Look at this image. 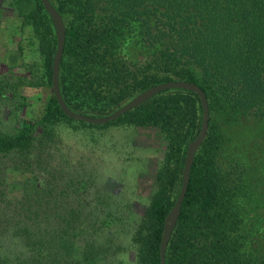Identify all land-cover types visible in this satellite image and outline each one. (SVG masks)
<instances>
[{
  "label": "trees",
  "instance_id": "1",
  "mask_svg": "<svg viewBox=\"0 0 264 264\" xmlns=\"http://www.w3.org/2000/svg\"><path fill=\"white\" fill-rule=\"evenodd\" d=\"M17 1L24 26L31 27L38 39L43 75L51 86L56 50L51 19L40 0ZM100 1L106 6L103 10L98 9ZM50 2L63 19L65 7ZM75 2L78 25L66 29L59 74L61 95L72 111L99 118L152 86L186 81L204 92L209 118L215 105V110L222 113L240 112L253 121L264 122V0ZM130 41H134L135 53L127 49ZM65 59L75 62L72 72L64 68ZM81 77L86 88L91 81L90 102L94 108L90 111L70 102L72 81L78 78L80 85ZM157 98L160 101L149 113L147 105ZM99 105L105 107L97 109ZM136 108L143 112V126H160L162 134L172 135V142L186 119L195 121L194 134L187 142L199 133L202 109L194 93L167 90ZM64 121L101 129L112 123L92 125L69 119L51 96L37 119L16 118L13 131L0 133V160L11 159L17 175H28L20 200L13 204L0 197L4 204L0 211V264H98L106 257L107 251L96 243L95 222L83 221L82 213H72L66 219L64 213L48 209L63 191L45 183L43 174L50 172L37 167L42 164L37 153L60 141ZM182 151L186 154V148ZM183 154L177 150L172 166L162 168L148 213L134 228L139 264H159L163 223L181 188ZM226 159L199 162L195 154L165 264H264V243L249 241L255 246L252 250L243 219L235 218L233 199L239 201L241 209L247 204L245 198L235 194L243 189L244 180L236 173L228 175L222 166ZM227 161L240 167L237 157ZM11 206L13 210L7 213L5 209ZM42 208L48 210L36 211ZM92 217L86 214V219ZM83 234L94 239L84 240L81 251L75 240Z\"/></svg>",
  "mask_w": 264,
  "mask_h": 264
},
{
  "label": "rangeland",
  "instance_id": "2",
  "mask_svg": "<svg viewBox=\"0 0 264 264\" xmlns=\"http://www.w3.org/2000/svg\"><path fill=\"white\" fill-rule=\"evenodd\" d=\"M53 1L65 7V32L77 27L75 0ZM104 8L106 6L100 1L98 9ZM112 41H115L114 37ZM38 45L32 28L23 24L18 1L0 0V133L13 131L16 118L37 119L45 101L53 96L43 75V58ZM128 45L131 53L137 51L136 48L133 51L134 41ZM75 66L73 60H64V68L69 67L71 72ZM80 82L79 85L78 78L72 81L70 102L90 111L94 108L90 102L93 94L89 87L91 81H88V88L82 77ZM128 101L121 102L99 118L109 116ZM159 101V98L150 101L147 105L149 113ZM104 107L99 105L97 109ZM142 114L141 108H136L102 129L64 121L60 141L49 150L40 149L37 153L39 163H42L37 167H46L50 172L43 174L45 183L57 185L63 191L48 207L49 211L64 213L66 219L71 218L72 213H82L83 221L96 223V243L107 251L106 257L98 264H139L133 240L134 228L148 213L162 168L172 166L177 150L183 154V148L187 149V141L194 134L195 121L186 119L176 141L172 142V135L162 134L160 126H143ZM250 118L240 112L222 113L212 105L206 139L196 153L199 162L207 159L218 162L226 157L222 166L228 175L236 173L244 180L243 189L235 194L239 193L240 199L245 198L247 204L241 209L235 198L232 204L235 218L243 219L251 237L247 243L254 250L255 246L249 241L264 243V122ZM232 157H237L239 168L227 161ZM12 164L11 159L0 160V197L2 201L14 204L23 196V181L28 175H17ZM1 198L0 211L3 212ZM13 208L5 211L10 213ZM88 213L93 217L86 219ZM104 220L111 221L110 225L103 224ZM90 239L94 237L83 234L75 241L83 251L84 240Z\"/></svg>",
  "mask_w": 264,
  "mask_h": 264
},
{
  "label": "water",
  "instance_id": "3",
  "mask_svg": "<svg viewBox=\"0 0 264 264\" xmlns=\"http://www.w3.org/2000/svg\"><path fill=\"white\" fill-rule=\"evenodd\" d=\"M40 1L42 3L44 10L47 12V14L49 15L52 21L56 36V50L53 57L52 72H51V88H52L53 96L55 97L61 111L67 118L78 120L92 125H105L107 123L115 121L125 113L144 104L155 95L171 89H180L194 93L197 95L199 99L202 109V121H201L200 130L197 137L193 141L189 142L187 145L186 154L183 163V170H182L181 188L175 200L174 205L170 209L163 223L162 236L159 247V264H165L166 248L171 238L176 222L179 218L181 212V206L187 193L190 171L192 164L194 162V157L198 149L201 147L208 129L209 109H208L206 96L204 92L200 89V87L194 83H190L186 81H170V82L157 84L155 86H152L144 90L143 92L136 95L134 98L126 102L124 105L119 107L117 110H115L112 114H110L107 117L93 118L72 111L71 109L68 108V106L64 102L59 85L60 65H61V60L65 46V26L63 23V19L62 16L59 14V12L56 10V8L52 5L50 0H40Z\"/></svg>",
  "mask_w": 264,
  "mask_h": 264
}]
</instances>
